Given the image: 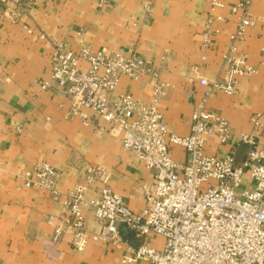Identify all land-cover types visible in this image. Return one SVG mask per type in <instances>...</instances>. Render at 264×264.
I'll return each mask as SVG.
<instances>
[{"label": "crops", "instance_id": "obj_1", "mask_svg": "<svg viewBox=\"0 0 264 264\" xmlns=\"http://www.w3.org/2000/svg\"><path fill=\"white\" fill-rule=\"evenodd\" d=\"M237 1L34 0L26 13L0 18V264H117L124 250L88 239L75 251L71 229L65 227L57 257H48L43 242L50 238L55 220L48 222L47 217L67 213L47 190L24 187L15 173L48 163L59 172L57 189L68 191L82 181L88 166H100L106 184L132 211L143 207L144 189L154 182L152 171L123 149L117 124L68 117L74 101L55 85L41 88L50 80V41H62L73 51L81 45L93 51H134L150 60L165 84L160 100L163 121L169 133L183 136L190 131V115L204 91L198 79H212L223 69L222 54L234 29L230 7ZM249 9L254 25L237 48L255 72L240 77L233 94L211 91L206 106L228 120L232 135L226 144L207 135V155L223 156L239 133L251 131L250 117L256 112L262 114V127L255 137L264 148V0H251ZM209 18L218 33L206 49L202 32ZM150 82L149 77L134 80L121 75L113 94L128 93L145 102ZM248 148L244 143L236 147L234 165L243 163ZM170 153L174 160H185L180 146L170 145ZM101 186L100 180L88 184L85 197L97 196ZM252 186L245 174L241 187ZM84 215L87 232H97L92 210L84 209ZM119 231L132 246H163L162 237L140 240L124 226Z\"/></svg>", "mask_w": 264, "mask_h": 264}, {"label": "built area", "instance_id": "obj_2", "mask_svg": "<svg viewBox=\"0 0 264 264\" xmlns=\"http://www.w3.org/2000/svg\"><path fill=\"white\" fill-rule=\"evenodd\" d=\"M33 3L0 0V18L26 13ZM250 3L238 0L230 7L234 29L222 54L223 69L212 79H198L204 91L190 115V131L183 136L169 133L163 121L160 100L166 93L165 84L150 60L134 51H93L82 45L73 51L62 41H50V80L41 88L55 85L74 101L68 117L117 124L123 149L152 171L154 182L144 189L143 207L132 211L106 184L100 166H88L82 181L68 191L57 189L59 172L48 163L15 173L24 187L47 190L67 213L62 218L47 217L48 222L55 220L50 238L43 242L48 257H57V245L69 227L75 251L82 250L88 239L124 247L117 264H264V148L255 137L262 127L261 112L250 117L251 131L239 133L223 156L204 153L207 135H214L220 144H226L232 135L228 120L206 106L211 91L233 94L238 79L255 72L246 54L237 48V42L254 25ZM215 20L225 19L216 16ZM217 33L213 19H207L202 32L204 48L210 47ZM121 75L134 80L149 77V99L143 102L128 93L114 95ZM241 143L249 148L243 163L236 166L234 153ZM170 145L184 149V161L171 157ZM245 174L253 181L252 187H241ZM94 180L103 186L97 196L88 199L85 190ZM86 208L92 210L99 225L97 232L85 229ZM121 226L140 240L150 235L162 237L163 246L143 242L132 246L122 238Z\"/></svg>", "mask_w": 264, "mask_h": 264}]
</instances>
